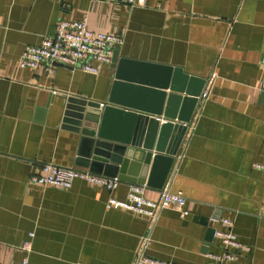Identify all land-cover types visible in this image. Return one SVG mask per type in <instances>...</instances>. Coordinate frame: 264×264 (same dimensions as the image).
Wrapping results in <instances>:
<instances>
[{"label":"crops","instance_id":"0c3cea01","mask_svg":"<svg viewBox=\"0 0 264 264\" xmlns=\"http://www.w3.org/2000/svg\"><path fill=\"white\" fill-rule=\"evenodd\" d=\"M144 1L127 8L89 0H0V264L26 258L28 264H133L148 231L145 218L106 208L111 198L126 200L130 183L112 193L81 180L68 190L30 183L46 163L89 171L77 164L80 135L63 121L65 106L70 97L106 104L111 64L94 62L97 74L63 65L53 74L45 66L19 67L27 47L55 35L61 21L86 15L91 30L123 37L122 58L205 80L216 76L170 180L171 191L186 197L189 215L183 220L164 209L148 255L168 264H216L208 255L223 248L215 237L206 247V238L210 228L225 230L221 220L229 219L251 251L224 264H264V171L254 167L264 164V0ZM158 196L148 187V199ZM31 234L33 250L26 252Z\"/></svg>","mask_w":264,"mask_h":264},{"label":"water","instance_id":"95a60500","mask_svg":"<svg viewBox=\"0 0 264 264\" xmlns=\"http://www.w3.org/2000/svg\"><path fill=\"white\" fill-rule=\"evenodd\" d=\"M111 68L113 84L104 106L67 99L63 121L80 135L77 164L97 175L161 190L207 80L181 68L122 58L118 50ZM214 234L210 228L206 247Z\"/></svg>","mask_w":264,"mask_h":264},{"label":"built area","instance_id":"2783aa9c","mask_svg":"<svg viewBox=\"0 0 264 264\" xmlns=\"http://www.w3.org/2000/svg\"><path fill=\"white\" fill-rule=\"evenodd\" d=\"M91 2L115 3L127 8L143 7L144 0H89ZM88 16H84L77 21H61L58 25L55 35L45 38L39 46L27 47L19 59V67L22 69H37L40 66L46 67L48 74L54 73L55 65H63L74 69H81L87 73L97 74L98 69L93 65L103 63L110 65L115 54L123 43V37L120 35L95 32L89 28ZM264 69V56L260 61ZM216 81L213 75L198 97V105L189 123L186 124L187 132L178 154L175 156L173 166L169 177L156 200H150L146 197L148 186L131 184L125 201H119L114 198L108 200L107 210L112 208L124 209L132 212L135 216L145 218L149 228L146 234L141 238V243L133 264H168L165 261L153 258L148 255L147 250L150 243L151 232L156 226L160 214L164 209H172L180 214L185 220L189 215L186 209L187 199L182 192L171 191V177L176 175L183 160L182 150L190 137L193 135L198 121L200 120L206 102L209 100ZM259 90L264 93V79ZM57 95V92H54ZM101 106H104L102 103ZM254 167L264 171V164H255ZM39 172H33L30 176V183L36 186H50L63 190L73 187L76 180H81L89 185L103 188L109 192L116 190L122 181L118 177H107L97 175L85 170L75 168L61 167L53 163H46L39 167ZM264 215V206L263 213ZM225 230H215L214 237L219 240L223 252L221 254H209L208 257L216 264H224L235 261L242 253H249L251 248L242 244L237 234L233 230V221L229 219L221 220ZM214 223V220H212ZM24 243L23 249L26 252L33 250L32 238ZM28 264V259L23 261Z\"/></svg>","mask_w":264,"mask_h":264}]
</instances>
